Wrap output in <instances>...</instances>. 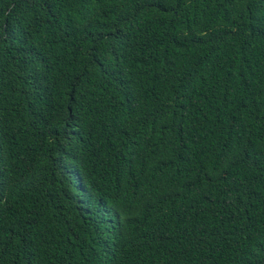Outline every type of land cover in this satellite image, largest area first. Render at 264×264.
Returning a JSON list of instances; mask_svg holds the SVG:
<instances>
[{"label": "trees", "instance_id": "trees-1", "mask_svg": "<svg viewBox=\"0 0 264 264\" xmlns=\"http://www.w3.org/2000/svg\"><path fill=\"white\" fill-rule=\"evenodd\" d=\"M0 264H264V0H0Z\"/></svg>", "mask_w": 264, "mask_h": 264}]
</instances>
